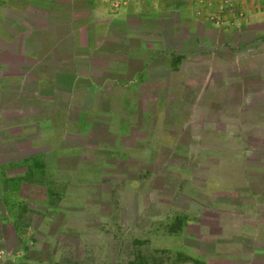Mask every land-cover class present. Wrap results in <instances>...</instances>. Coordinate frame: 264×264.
Wrapping results in <instances>:
<instances>
[{"label":"crops","instance_id":"0c3cea01","mask_svg":"<svg viewBox=\"0 0 264 264\" xmlns=\"http://www.w3.org/2000/svg\"><path fill=\"white\" fill-rule=\"evenodd\" d=\"M205 13L231 29L220 28L212 41L217 29ZM262 23L264 0H0V264H61L53 259L58 245L52 258L34 254L54 239L52 225H61L60 234L75 230L55 214L72 206L56 177L78 171L62 162L86 151L84 140L107 123L109 107L135 110L143 87L169 79L167 47L211 40L228 48L234 42L224 32ZM166 90L158 94H172ZM239 95L245 132L229 135V153L212 158L206 177L209 190L228 193L227 204L212 206L228 217H183V226L197 227L186 231L197 244L193 264H264V90Z\"/></svg>","mask_w":264,"mask_h":264},{"label":"rangeland","instance_id":"374dc122","mask_svg":"<svg viewBox=\"0 0 264 264\" xmlns=\"http://www.w3.org/2000/svg\"><path fill=\"white\" fill-rule=\"evenodd\" d=\"M203 19L217 29L208 36L217 41L218 30L227 26L214 25L217 18L210 15ZM254 30L264 31V23L224 32L234 42L228 48L174 61L166 82L143 87L135 110L109 107L107 123L84 140L87 152L62 162L78 171L56 177L63 201L72 206L55 214L75 230L60 234L61 225H52L54 239L42 244L36 258H52L58 245L60 255L53 259L61 264H193L188 255L197 244L186 231L197 227L178 230L176 223L217 211L228 217V209L212 207L227 204L228 193L209 190L206 177L212 158L224 149L229 153V135L245 132L239 93L264 90V39H254ZM222 89L235 95L212 94ZM163 90L172 94L159 95Z\"/></svg>","mask_w":264,"mask_h":264},{"label":"trees","instance_id":"16d2710c","mask_svg":"<svg viewBox=\"0 0 264 264\" xmlns=\"http://www.w3.org/2000/svg\"><path fill=\"white\" fill-rule=\"evenodd\" d=\"M254 32L256 33V36L254 37V39H264V31L254 30ZM196 44L197 46H194V43L190 41H188L187 44L179 42L174 47L172 48L167 47L165 50L172 52L174 61L177 64H179L183 58L198 57V56L204 55L205 53L213 52L216 49L214 47L204 48L203 44H201V42L199 41ZM183 220L184 218L178 217V221L176 223L178 230L182 229L183 222H184ZM195 262L197 263V261Z\"/></svg>","mask_w":264,"mask_h":264},{"label":"built area","instance_id":"2783aa9c","mask_svg":"<svg viewBox=\"0 0 264 264\" xmlns=\"http://www.w3.org/2000/svg\"><path fill=\"white\" fill-rule=\"evenodd\" d=\"M224 22V20L221 19V17L217 18V21H215L214 23H216L217 25H220ZM233 24H237V23H233ZM5 258V251L2 250L0 251V259H4Z\"/></svg>","mask_w":264,"mask_h":264}]
</instances>
